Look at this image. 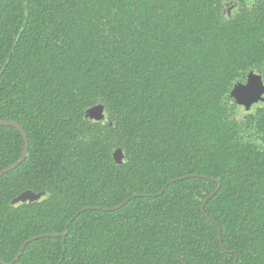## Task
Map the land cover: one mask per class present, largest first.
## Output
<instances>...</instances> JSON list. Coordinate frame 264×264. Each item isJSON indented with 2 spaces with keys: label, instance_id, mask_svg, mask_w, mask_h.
I'll return each instance as SVG.
<instances>
[{
  "label": "trees",
  "instance_id": "trees-1",
  "mask_svg": "<svg viewBox=\"0 0 264 264\" xmlns=\"http://www.w3.org/2000/svg\"><path fill=\"white\" fill-rule=\"evenodd\" d=\"M206 1L0 0V121L27 135L0 126V172L28 146L0 176V264H264V164L227 98L257 29L244 11L230 57L191 52Z\"/></svg>",
  "mask_w": 264,
  "mask_h": 264
},
{
  "label": "flooded vegetation",
  "instance_id": "flooded-vegetation-1",
  "mask_svg": "<svg viewBox=\"0 0 264 264\" xmlns=\"http://www.w3.org/2000/svg\"><path fill=\"white\" fill-rule=\"evenodd\" d=\"M254 7H256V9L252 10ZM244 11L250 12V14L245 15V17L254 18L253 28H256L257 30L253 31L246 28L245 31H243L242 49H236L238 56L241 54L245 55L242 57V64L244 65V62H247L248 64L242 66L241 69L235 72H231V74L236 76V78L232 81L234 86L227 97L234 108V111L229 112L231 115L229 117L234 118L237 122L240 138L243 143L248 146H252V148L256 151L259 163L264 164V0H207L202 9L203 15L199 16L198 14L197 19L187 22L188 28L197 29L198 31H200L201 26L204 30L207 27L209 28L208 32H202L207 34L204 37L205 40H207V43H199L196 45L195 42L192 47L190 44H187V46L191 52L200 53L209 52L213 45L217 44L218 51L224 52L230 57L229 52L235 51V49L230 44V32L225 31V25L229 21L235 20V17L238 14H242ZM201 19H203L205 24L201 23ZM193 23H195L196 28ZM248 24H251V22ZM217 25H219L218 30L214 28L217 27ZM181 32L184 31L181 30ZM176 33L178 35L179 31L168 34L172 35ZM191 34L197 36L198 38L201 33L199 34L195 31L188 30L185 31V35L189 36L190 40ZM255 34L258 36V45H254L255 40L250 38V36H256ZM183 46L184 43H182L181 47ZM225 71V68H223V72ZM238 86H241L242 90L246 92L244 97L239 95L237 89ZM256 90L257 99L255 102L249 104V101L252 98V92ZM258 91L260 92L259 94ZM94 121L96 122V120ZM25 147L26 145L21 148V152L17 146L14 150L10 151L11 155H13L14 152L18 155L20 154V158L16 164L22 163L21 159L24 155ZM19 204L25 203L19 202L14 206Z\"/></svg>",
  "mask_w": 264,
  "mask_h": 264
},
{
  "label": "water",
  "instance_id": "water-1",
  "mask_svg": "<svg viewBox=\"0 0 264 264\" xmlns=\"http://www.w3.org/2000/svg\"><path fill=\"white\" fill-rule=\"evenodd\" d=\"M237 89H238L239 95L241 97H244V95H245L246 92H244L242 90L241 86H238ZM258 89H259V87H258ZM257 90L252 92V98L250 99L249 104L255 102V100L257 99L256 98ZM259 93L260 92L258 91V94ZM87 117L90 118L91 120H96V121H101V120L105 119L106 114H105V111H104V106L102 104H99V105H96L94 107H91L87 111ZM0 126H13V127H15L16 129H18L24 135L25 140H27V135H26L25 131L23 130V128H22V126L20 124L14 123V122H11V121H0ZM114 155H115L116 160L119 163H121L123 161L124 154H123V151L121 149H118L115 152ZM27 156H28V146L26 145L25 151H24V155H23V157L21 159V162H23L27 158ZM18 165L19 164H15V165H13L11 167H8V168L4 169L2 172H0V176H2L4 174L10 172L11 170L15 169ZM43 195H44V193H38V194H36V193H34L32 191H26V192L22 193L20 196H18L17 198H15L12 201V205H15V204H17L19 202H23V203L36 202L38 200H41L42 197H43ZM67 228H68V226H67ZM50 236L57 237L59 235L58 234H51ZM28 242H30V241H28ZM23 251H24V247L22 248L21 253Z\"/></svg>",
  "mask_w": 264,
  "mask_h": 264
}]
</instances>
